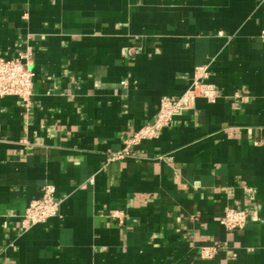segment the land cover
<instances>
[{"label": "crops", "instance_id": "0c3cea01", "mask_svg": "<svg viewBox=\"0 0 264 264\" xmlns=\"http://www.w3.org/2000/svg\"><path fill=\"white\" fill-rule=\"evenodd\" d=\"M27 49L31 104L0 96V264H264V0H0V55ZM205 68L212 95L109 160ZM46 183L59 213L23 232Z\"/></svg>", "mask_w": 264, "mask_h": 264}, {"label": "built area", "instance_id": "2783aa9c", "mask_svg": "<svg viewBox=\"0 0 264 264\" xmlns=\"http://www.w3.org/2000/svg\"><path fill=\"white\" fill-rule=\"evenodd\" d=\"M205 70L206 68L195 73L190 87L183 94L162 97L155 118L127 138L124 147L113 152L109 160L136 156L134 147L143 140L159 136L191 98L212 95L213 87L204 81ZM0 96H17L25 105L31 104L34 96V73L31 68V52L28 49L18 51L13 56L0 55ZM62 202L63 199L56 196V186L53 183L44 184L42 194L34 198L25 210L21 231L26 232L57 215ZM112 216L119 218L121 222L124 221V215L120 210L113 211ZM248 219V211L229 206L225 210L223 223L227 229L236 230L244 228ZM221 246L219 241L202 245L200 254L203 258H212Z\"/></svg>", "mask_w": 264, "mask_h": 264}]
</instances>
